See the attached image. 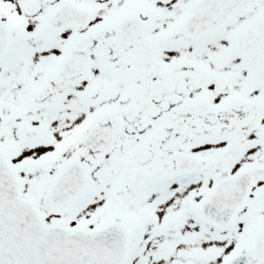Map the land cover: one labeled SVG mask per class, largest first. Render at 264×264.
I'll use <instances>...</instances> for the list:
<instances>
[{"label":"snow or ice","instance_id":"snow-or-ice-1","mask_svg":"<svg viewBox=\"0 0 264 264\" xmlns=\"http://www.w3.org/2000/svg\"><path fill=\"white\" fill-rule=\"evenodd\" d=\"M0 264H264V0H0Z\"/></svg>","mask_w":264,"mask_h":264}]
</instances>
